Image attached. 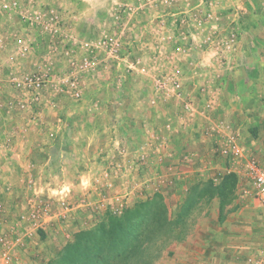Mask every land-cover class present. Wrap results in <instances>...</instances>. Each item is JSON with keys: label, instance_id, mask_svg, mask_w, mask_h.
<instances>
[{"label": "rangeland", "instance_id": "rangeland-1", "mask_svg": "<svg viewBox=\"0 0 264 264\" xmlns=\"http://www.w3.org/2000/svg\"><path fill=\"white\" fill-rule=\"evenodd\" d=\"M81 2L0 0V132L8 134L7 138L20 134V140L29 142L36 137L31 130L35 121L51 125L61 118L71 129L64 132V137L76 139L74 147L70 143L73 149L69 147L66 151L72 152L71 157H76L78 152L77 162L81 165L76 169L67 160L66 165L71 166L67 173L60 174L55 166L53 172L50 171L52 174L44 182V190L38 193L43 197L41 208L48 209L46 218L42 215L40 221L31 217L32 200L37 195L34 190L40 188L31 184L33 181L27 183L23 194L28 202L20 199L18 208H12L14 216L11 213L10 216L12 219L23 214L29 216L21 221L15 219L18 224L14 223V236L10 237L12 227L0 226V264H256L264 243V205L257 201L249 164L255 161L264 166L260 151L263 148L255 145L248 151L245 142H240L242 156L228 153L227 160L236 168H231L234 172L228 174L221 170L223 184L214 190L210 179L214 171L207 169L201 177L207 182V191L200 192L198 197L193 190L186 192L188 187L192 189L193 184L198 183L192 176L185 175V171L196 165L195 161L185 167L179 158L180 152L166 156L161 143L155 145L157 148L152 153L143 135H137V131L134 133L129 127L130 123L137 124L143 134L150 129L151 125L135 118L139 107L136 105L140 104L148 122L157 119L154 127L159 134L157 140L162 141L161 118L171 113L164 105L147 111V96L136 80L131 81L134 79L132 68L118 59L120 55L131 53V24L140 26L141 21L149 22V32L154 34L157 29L159 35V29L164 27L173 33L181 31L187 37L195 33L201 37L200 44L210 49L214 43L208 41L207 37L212 36L206 28L211 3L207 6V1L201 0L194 3V7L191 2L185 6L184 0H177L172 6L174 16L155 7L154 15L139 16L140 10H148L144 0H118L111 15L113 24L110 15L105 18L110 28L106 30L126 34L101 37L100 30L90 34L83 29L88 17L82 15ZM40 3L56 11L50 14L49 10L48 15L43 16L36 7ZM200 15L205 24L195 31L197 27L194 29L193 24ZM145 16L150 20L144 21ZM182 25H185L183 29ZM108 38L118 39L120 55L107 58L103 63L105 67L100 65L95 71L80 69L81 59L87 55L84 46H95ZM169 42V50L173 51L175 44L173 40ZM95 49L100 58L102 53L99 52L107 57L105 50ZM45 75L50 82L43 88L39 103H34L24 81ZM145 83L143 87L147 90L149 82ZM76 90L79 96L74 95ZM168 98L173 106L181 104V108H185L182 104L186 102L177 96L171 94ZM130 101L136 104L132 108ZM150 105L157 107L156 103ZM196 131L198 129L193 132ZM211 132V128L205 130V137ZM88 134L94 138L89 151L84 149ZM209 147L208 143L202 144V148L209 150ZM53 150L57 159L58 150ZM216 162L220 167H228L223 159ZM210 166L209 163L207 167ZM64 185L69 187L62 192V188L66 189ZM188 198L192 199L190 206L186 204ZM7 211L4 212L7 214ZM218 216L226 221L219 224ZM242 230L249 231V239L239 240L234 246L247 241L248 252L232 258L228 254L233 244L220 233ZM23 234H27L26 238ZM7 253L8 258L3 259Z\"/></svg>", "mask_w": 264, "mask_h": 264}, {"label": "crops", "instance_id": "crops-1", "mask_svg": "<svg viewBox=\"0 0 264 264\" xmlns=\"http://www.w3.org/2000/svg\"><path fill=\"white\" fill-rule=\"evenodd\" d=\"M82 1L80 3L82 4L81 7L84 8L82 15L88 17V22L86 26H83V29L88 30L90 34L100 30L101 37L103 34L112 35L113 31L110 33L106 30L110 28L105 18L110 15L109 18L111 19L118 0ZM184 1L186 3L183 2V5L186 6L188 2H191L194 7V3L201 2V0ZM206 1L207 6H209V3L212 5L210 9L211 19L206 29L209 30L210 36H212L209 42L211 44L214 43V47L210 45V49H207V45L200 44L201 37L198 35L199 38L195 33L187 37L181 31L179 33L177 30L173 33L172 30L169 32L170 29L164 27L159 29L161 35L157 34V29H154L155 32L152 34L149 32L151 28L149 22L148 24H143V21H141L142 24L140 26L138 23L131 24V56L127 55L122 59L123 64L126 63L132 68L134 79H131V81L135 82L136 80V84L140 85V90L147 96V102L145 103L147 111L163 105L169 108V110L168 108L166 110L171 111V113L164 116L165 118H161V134L164 137L162 141L157 140L159 134H157L158 131L155 129L156 126L154 127V125H157L155 121L157 119L148 122L143 115L145 114L143 106H140V104L136 105L132 101H130L131 108L135 105L139 106L137 108L138 111L135 110L138 115V117H135L138 119L137 121L139 122L140 118L141 121L151 126L145 134H143V129L138 128L137 124L132 125L130 123L129 127L132 128L134 133L137 131V135H143L146 139L145 145L152 153L157 148L155 145L161 143L160 148L165 152L166 156H170L177 151L180 152L181 157L179 158L184 162L185 167L188 166L186 165L187 163L195 161L194 164L196 165L192 166L191 170L185 171V175L192 176L198 183L193 184L192 189L188 187L186 192L193 190L198 197L200 192L207 191V182L205 178H201L207 169L214 171V176H210L214 190H218L219 185L223 184L224 177L220 176L221 170H226L224 173L228 174L234 172L231 169L233 166L227 160L228 153H231L232 144L230 142L232 140H234L233 144H237L241 148L242 154L240 156L243 155L240 142L243 143L244 141L246 146L249 147H245L247 150L252 149L255 145L261 146L260 148H263V150L260 149V151L262 152V158L264 157V0ZM138 2L136 3L138 4ZM36 7L40 9L43 16L48 15L46 12L48 13L49 10L50 14L56 11L54 8H46L45 4L41 6V3ZM138 10L139 8L136 9V11ZM140 11L139 16L154 15L155 12L153 8H148L146 12ZM95 16L98 18L94 19ZM103 20H105L104 24ZM143 20L148 21L150 19L145 16ZM193 25L194 29L196 27L198 29L200 26L199 23ZM184 26L182 25L181 29ZM170 28L172 29V27ZM114 29L115 26L112 30ZM197 29L195 31H199ZM251 33L253 34L252 38L249 37ZM114 34L115 36L123 37L126 33L117 34L115 32ZM168 36L170 37L169 40H173L175 44L173 45V51L169 50L171 46L169 45ZM176 46L184 47L187 51L176 50ZM99 53H102L100 54L102 56L100 65H103L105 61H108V57H105L103 52ZM103 66L105 67V65ZM176 72H179L180 80L183 82L182 94L178 99L186 102L185 105L190 107L189 110L181 108V104L177 106L176 104L174 106L170 104L167 93L159 87V83H168L169 76L175 75ZM106 77L109 78V75ZM123 79L125 80V77ZM101 80L104 81L102 78ZM145 81L151 85L147 83V90H144L143 87ZM109 86H112L111 83H109ZM151 103H156L157 107L153 108L150 105ZM182 105L183 107L185 106L184 104ZM54 106H56L55 103L53 104ZM139 111L141 112L139 113ZM38 122L35 121L31 128L36 137L29 142L20 140V137H22L20 134L7 138L8 134H1L0 132V214L2 213L0 226L12 227L10 237L16 234L14 233L15 219L19 218L21 221V218L26 219L29 216H23V214L15 219L10 216V213L14 216L13 210L16 207L18 208V203L20 204L22 200H24V203L27 201V198L25 201L26 194H23L27 183L33 181L31 184H35V186H39L37 188H40L34 190L37 195L36 199L32 200V207L35 210V207L40 208L42 206L41 203H44L40 192L44 190L43 184L49 178V175L52 174L50 171L53 172L54 166L62 175L67 173L71 166H75L76 169L81 167L78 164L79 162H77L79 160L78 152L75 153L76 157H71L72 152L66 151L67 148L68 150L73 149L71 146L73 145L74 147L76 143V139L72 136H70L71 140H69V136L64 137L65 131H71L69 125L61 118H57L56 122L51 125L42 121ZM200 128L204 130L202 131ZM209 128L212 129V134L205 137L206 134L204 135V132ZM196 129L198 131L194 133L193 131ZM46 134H50V136H46ZM93 140V136L88 134L84 149L86 148L89 151ZM173 143L174 146L172 145ZM204 143L210 145L209 150L202 148ZM53 149L58 150L57 159L54 156ZM76 150L78 149L76 148ZM248 156H251L250 153ZM220 159H223L224 162L227 161L228 167H220L221 165L219 166L216 162ZM67 160H70L71 166L66 165ZM53 162L55 163L53 164ZM209 163L211 166L207 167ZM80 171L83 172L82 168ZM35 172L37 175H34ZM64 186H66V189L62 188L61 191L67 190L69 187L68 185ZM55 191L57 193L60 192L59 189ZM191 200L190 198L187 199L188 202L186 204L188 206L192 205L190 203ZM6 210L10 212L7 211L6 214L4 212ZM224 221H226L225 218L217 217L219 224ZM4 229L2 228V230ZM227 233L223 232L220 234L229 243L233 244V248L228 255L235 258L243 251L245 253L248 252L247 245L245 246L247 241L244 244L234 246L239 240L249 239L250 233L248 230ZM26 235L23 234L24 238H26ZM262 253H264L263 242Z\"/></svg>", "mask_w": 264, "mask_h": 264}, {"label": "built area", "instance_id": "built-area-1", "mask_svg": "<svg viewBox=\"0 0 264 264\" xmlns=\"http://www.w3.org/2000/svg\"><path fill=\"white\" fill-rule=\"evenodd\" d=\"M145 1V6L147 8H157V9H162V13H167V15H173V10L172 6L174 3H176L177 0H144ZM186 3V2H185ZM189 3V2H188ZM160 6V7H159ZM158 11V10H157ZM206 14V18H207ZM209 19H211V16L209 14ZM195 23H199L200 26L205 24L204 19L200 15V18L196 21ZM163 25H166V22H162ZM208 41H210V37H207ZM233 42V40H231ZM84 48L87 50V55L82 57L81 59V64L79 66L80 69L84 70L85 72H92L97 70L100 67V57L98 54V51L96 52L95 48H99L101 50H105V52L108 53L107 57L116 56L120 55V49H121V44L118 42V39L114 38H108L103 41H100L97 43L95 46L91 45H85ZM95 49V50H94ZM175 49H179V51L186 52L187 49L181 46H176ZM118 58V57H117ZM118 59H124V56L120 55ZM48 75L45 76H39V77H31V78H26L24 81V85L29 88V91L32 95V102L34 103H39L40 98H41V92L43 88L50 82L49 81ZM168 83L166 84L161 82L159 84V87H161L167 95H174L179 98L182 94V84L183 82L180 80V74L179 72H176L175 75L172 74L169 76ZM72 87L75 88V84H72ZM75 96H79L78 90L75 91L74 93ZM185 109L189 110L190 107L185 105ZM234 140H232L230 143L231 145V153H233L236 156H240L242 154L241 148L237 146V144H233ZM249 177L251 179L255 195L257 198V201L264 205V166L261 165L260 163H257L255 161L250 162L249 164ZM63 192V191H62ZM43 207V206H42ZM47 210L48 209H43V208H35V210L32 212V218L35 220H42V215L45 216L47 215ZM5 244V243H4ZM3 244V245H4ZM14 246V244H12ZM10 247L8 246V249ZM262 255L256 257V264H264V253H261ZM9 253L4 254L3 259L8 258Z\"/></svg>", "mask_w": 264, "mask_h": 264}]
</instances>
